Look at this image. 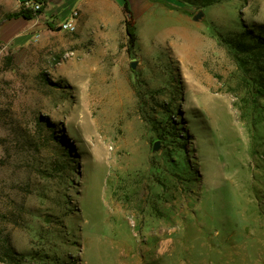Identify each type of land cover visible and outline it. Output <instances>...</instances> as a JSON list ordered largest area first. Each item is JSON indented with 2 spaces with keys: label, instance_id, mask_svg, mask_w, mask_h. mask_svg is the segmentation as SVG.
<instances>
[{
  "label": "rangeland",
  "instance_id": "rangeland-1",
  "mask_svg": "<svg viewBox=\"0 0 264 264\" xmlns=\"http://www.w3.org/2000/svg\"><path fill=\"white\" fill-rule=\"evenodd\" d=\"M127 1L0 0L10 264H264V0Z\"/></svg>",
  "mask_w": 264,
  "mask_h": 264
},
{
  "label": "trees",
  "instance_id": "trees-1",
  "mask_svg": "<svg viewBox=\"0 0 264 264\" xmlns=\"http://www.w3.org/2000/svg\"><path fill=\"white\" fill-rule=\"evenodd\" d=\"M122 1H123V6H122L123 13L125 14V17L129 19V21L126 23L127 24L126 30H127L128 37H129V40H128L129 47L128 48L132 49L136 41L135 29L132 26V14L129 10L128 1L127 0H122ZM220 1H223V0H199V3L202 7H208ZM186 2L189 3V0H186ZM23 14L24 13L21 12L18 14H14L13 16L17 17ZM236 47L243 51H246L248 53H251L257 56L258 58L257 60L261 59L260 57L262 58L264 57L263 55L264 42L261 38H258L257 42L253 45H246V44L238 43ZM12 254L13 253L11 252L10 248L6 246L5 243L0 239V262L10 264L13 259Z\"/></svg>",
  "mask_w": 264,
  "mask_h": 264
},
{
  "label": "built area",
  "instance_id": "built-area-1",
  "mask_svg": "<svg viewBox=\"0 0 264 264\" xmlns=\"http://www.w3.org/2000/svg\"><path fill=\"white\" fill-rule=\"evenodd\" d=\"M38 5L36 9H38ZM76 13H72L67 19H65L61 24V29L63 31H73L75 29Z\"/></svg>",
  "mask_w": 264,
  "mask_h": 264
},
{
  "label": "water",
  "instance_id": "water-1",
  "mask_svg": "<svg viewBox=\"0 0 264 264\" xmlns=\"http://www.w3.org/2000/svg\"><path fill=\"white\" fill-rule=\"evenodd\" d=\"M202 17V13L201 12H199L194 18H193V20L194 21H198L200 18ZM60 30V29H59ZM58 30V31H59ZM131 67H132V69H134L135 68V63H133L132 65H131ZM158 144L156 143L154 146H153V151H157L158 150Z\"/></svg>",
  "mask_w": 264,
  "mask_h": 264
}]
</instances>
